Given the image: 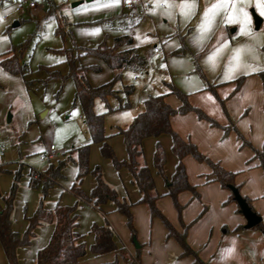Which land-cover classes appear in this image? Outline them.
<instances>
[{
    "label": "rangeland",
    "instance_id": "rangeland-1",
    "mask_svg": "<svg viewBox=\"0 0 264 264\" xmlns=\"http://www.w3.org/2000/svg\"><path fill=\"white\" fill-rule=\"evenodd\" d=\"M50 1L60 5L62 15L70 23L71 38L62 40L56 35V22L53 15L47 14L46 0H0V55L23 45L22 61L28 69L24 77H15L0 68V146L4 149L0 164L9 172L0 175V186L9 180L5 186L8 192L13 173L21 168L12 211V217L18 215L21 224L24 208L32 211L39 202V190L27 185V172L47 167L40 151L51 144L60 155L89 143L81 109L73 104L74 86L66 78L67 66L60 52L71 47L72 41L80 48L95 47L103 40L105 45L112 46L114 38L130 35L146 62L144 72L124 71L114 85L115 90L122 86L134 88L127 98L126 110L108 111L125 101L121 95V101L116 97H109L106 103L94 100V113H104L107 136L115 126L123 124L127 115L134 117L143 111L146 96L166 94V84L186 94L200 85L208 88L206 76H215L217 83L238 79L240 75L234 69L238 50L250 54L249 59L246 56L249 72L255 70V64L264 68V15L255 1L253 7H241L237 0H71L64 4L60 0ZM130 1L132 6L127 4ZM74 2L79 4L72 7ZM252 12L262 20L257 30ZM100 19L106 20L92 23ZM182 47H186L183 53ZM154 48L159 50L158 55L153 53ZM194 59L202 76L195 69ZM53 71L60 77L47 79ZM98 80L106 81L101 76ZM208 92L224 112V101L222 107L218 95L214 96L210 89ZM229 119L235 122L232 117ZM96 147L97 160L101 158ZM90 159L94 162L93 155ZM95 165L99 164L90 166ZM66 169L64 179L49 191L44 206L61 195V201L71 196L68 189L74 183L75 169L71 165ZM0 264H7L1 248Z\"/></svg>",
    "mask_w": 264,
    "mask_h": 264
},
{
    "label": "crops",
    "instance_id": "crops-1",
    "mask_svg": "<svg viewBox=\"0 0 264 264\" xmlns=\"http://www.w3.org/2000/svg\"><path fill=\"white\" fill-rule=\"evenodd\" d=\"M46 1L49 3V0ZM254 1L237 0V4L241 7H248L249 5L253 7ZM131 3L132 1L127 4L132 6ZM249 55L247 52L238 50L237 67L234 68L238 71L237 75H240L238 79L217 83L215 76L208 77L205 75L208 88L200 85L194 92H185L189 104L211 118L217 124L216 127H211L206 121L199 120L193 112L173 115L169 118V123L172 130L184 141L191 142L210 161L218 163L224 170L235 174L234 183L238 187L239 194L248 199L250 206L260 217L264 228V173L259 160L254 158L253 152V150H261L264 143V68L262 69V66L257 67L255 64L253 65L255 70L249 72L251 69H248L249 63H246ZM81 63L85 66L99 65L101 67L100 73L89 72L87 74L88 81L92 86L96 87L111 80L112 72L97 59L86 56L81 59ZM202 67L204 71L205 66ZM99 76L106 81L98 80ZM210 87L214 88L219 100L224 101V112L208 92ZM164 101L173 109L180 106V101L174 95H166ZM122 110L115 111L120 112ZM134 117L130 114L127 115L121 126L114 127V132L117 129L127 128ZM230 117L235 122L232 123ZM223 128L228 129L226 134ZM114 132L109 135L107 142L116 159L124 161L127 159V154L122 137L115 135ZM237 133L247 144H243L237 138ZM157 143L163 147L166 155L163 169L165 178L159 176L153 167V153ZM96 145L101 158L97 160ZM171 146V139L167 135L144 139L142 142L143 162L153 177L155 191L158 195L155 202L156 208L177 234H182L185 229L184 226L186 227L185 242L195 254L182 255L180 245L174 237L168 236L167 229L161 221L151 217L147 206L139 203L141 195L131 183V177L127 170H115L111 163V165L107 163L108 160L102 158L99 145L94 144L89 152V167L90 169L101 167L103 181L116 191L119 198L132 203L130 213L134 232L131 233L126 225L125 217L116 212L112 203L104 204L98 210L78 199L70 190L73 184L71 183V187L68 189L71 196H66L61 201V195L58 200L54 203L51 202L52 204L50 203L44 208L51 210L56 205L77 206L76 230L83 236L82 240L86 248L85 255L79 259L77 264H199L198 261L201 264H264V236L261 231L245 227V219L238 212L236 203L229 201L230 191L222 188L218 182L206 183L205 176L210 173L209 166L204 162H197L190 156H185L182 163L187 182L196 189L198 198L193 197L190 191L179 192L176 201L178 205L182 206V209L180 216L178 215L171 198L167 196L166 180L172 177L177 164V158L173 154ZM46 150H41L40 154L42 160L48 165L56 164L64 154L62 152L57 155L53 150V156L49 160H45L43 154ZM2 152L0 151V153ZM91 155H93L94 162L90 159ZM93 163L100 166L91 167L90 165ZM70 165L75 169V180L77 169L72 164L68 166ZM0 168L9 173L2 164H0ZM66 170L68 169L65 167L62 172L63 178L55 186L60 185ZM7 184L9 185V180L3 181V186H0L1 194L7 193L5 187ZM94 186V178L87 175L81 181L80 190L83 194L89 195ZM35 209L27 212L24 208L22 224L18 223L20 220L18 215L15 216V219L13 216L12 230L23 233L27 225L26 218L33 215ZM105 224L113 231V241L118 249L123 250L122 255L115 253L94 255L90 252V247L94 243L90 228L93 225L103 226ZM53 230V224L39 226L35 230V237L31 245L17 250L18 263L34 264L36 253L47 245Z\"/></svg>",
    "mask_w": 264,
    "mask_h": 264
},
{
    "label": "trees",
    "instance_id": "trees-1",
    "mask_svg": "<svg viewBox=\"0 0 264 264\" xmlns=\"http://www.w3.org/2000/svg\"><path fill=\"white\" fill-rule=\"evenodd\" d=\"M48 15H53L56 22V35L62 40L67 37L71 38L72 32L69 30L70 23L60 11V5L49 0ZM106 19H100L92 23L104 22ZM24 46L20 45L10 50L7 54L0 55V68L13 76L24 77L28 71L27 65L22 61V52ZM81 50V52H80ZM186 50L182 47V53ZM64 55L63 63L67 66L66 78H69L74 86L73 104H77L82 112L83 123L89 136V143L65 152L56 164H49L47 169L39 172L30 170L28 172V187L39 190L40 198L36 209L30 217L26 218V229L23 233H17L12 230V211L13 203L21 177V168L13 173V180L9 191L5 194L0 193V247L7 264H18L17 250L27 248L31 245L35 237V230L45 224H53L54 230L47 245L36 253L34 264H77L80 258L86 253L83 236L80 235L77 228L76 214L77 206H60L56 205L51 210L44 208L43 202L48 197L49 191L55 184L63 178V170L69 164L77 169L71 192L80 200L90 204L94 208L100 210V207L107 203L115 206L117 213L126 219V225L134 232L132 227V217L130 208L132 203L119 198L116 191L107 185L103 179L99 167L90 169L89 167V146L98 144L102 158L110 161L115 170L126 169L131 177V183L139 191L141 198L139 203L145 204L149 210L151 217L158 218L165 226L169 237H174L182 249V255L193 254L194 252L185 242V229L182 234H177L170 226L168 221L156 208L155 202L158 195L155 191L154 181L149 168L143 162L142 142L146 138H157L161 135L170 137L172 146L171 150L177 158L174 173L167 182V196H169L180 216L182 206L177 204L176 196L179 192L190 191L193 197L198 198L196 189L187 182L185 168L182 160L185 156H190L197 162H204L210 168V173L205 176V182H218L222 188L230 191L229 201H233L234 197L231 189L234 188L238 192V187L234 183L235 174L224 170L218 163H213L203 154H201L195 145L189 141H184L177 133H175L169 123V118L173 115H184L193 112L199 120L206 121L210 126L217 124L207 117L199 109L192 107L187 99V95L176 89L170 84H166L168 92L166 94L148 95L143 100V111L136 115L130 125L125 129H117L114 134L121 136L127 159L119 161L116 159L111 146L107 140L109 136L104 130V113L96 114L93 111V102L100 99L107 102L109 97H116L121 101V96L125 99L120 102L117 108H109L108 111L122 110L127 108L128 100L134 91L133 86H122L120 90H115L114 85L121 80L124 71L133 73H142L146 70V62L133 46L130 35H122L114 38L113 45L107 46L104 40L93 48H80L72 41L71 47L61 49ZM93 57L112 72L110 81L99 85L92 86L87 78L89 72L100 73L99 65L85 66L81 63L83 57ZM195 69L200 73L197 61H194ZM201 75V73H200ZM59 73L53 71L48 73L47 79L59 78ZM214 96H216L214 88H209ZM174 95L179 101L180 106L176 109L171 108L165 101L166 95ZM121 95V96H120ZM223 107L222 101H220ZM225 134L228 129L224 128ZM237 138L243 144H247L239 133ZM254 158L259 160L260 167L264 173V143L261 150H253ZM166 155L163 147L157 143L153 153V167L156 173L165 178L164 165ZM7 173L0 168V174ZM90 175L95 180V186L89 195H85L80 190V184L83 178ZM250 209L254 212L249 204L248 199L242 197ZM238 207V206H237ZM238 212L239 208H237ZM255 213V212H254ZM257 215V213H255ZM253 228L259 229L264 236V228L261 221ZM90 233L94 237V243L90 247V252L94 255H105L110 253L123 254V250L117 248L113 241V231L105 224L103 226L93 225ZM195 254V253H194ZM198 261V260H197ZM201 264L200 261H198Z\"/></svg>",
    "mask_w": 264,
    "mask_h": 264
},
{
    "label": "water",
    "instance_id": "water-1",
    "mask_svg": "<svg viewBox=\"0 0 264 264\" xmlns=\"http://www.w3.org/2000/svg\"><path fill=\"white\" fill-rule=\"evenodd\" d=\"M87 2L90 0H86ZM79 4V2H74L71 4L72 7H75ZM252 17H253V25L254 28L257 30L261 24V18L259 16H257L256 14H254L252 12ZM10 119L8 118V121ZM231 192L233 194L234 200L239 208V211L241 213V215L243 216V218L245 219V227L250 229L253 228L254 226H256L260 221V217L258 215H256L251 209L250 207L247 205V203L245 202V200L241 197V195L239 194V192L232 188Z\"/></svg>",
    "mask_w": 264,
    "mask_h": 264
},
{
    "label": "built area",
    "instance_id": "built-area-1",
    "mask_svg": "<svg viewBox=\"0 0 264 264\" xmlns=\"http://www.w3.org/2000/svg\"><path fill=\"white\" fill-rule=\"evenodd\" d=\"M69 1H71V0H60L61 4L67 3ZM131 5H132V3H131ZM160 6L163 7L162 4ZM30 7H32V5H30ZM153 53L156 54V55H158L159 54V50L156 49V48H154L153 49ZM53 150H54L53 146L50 145L49 148L44 152L43 159L49 160L53 156V154H54L53 153ZM0 151L1 152L3 151V147L0 148Z\"/></svg>",
    "mask_w": 264,
    "mask_h": 264
},
{
    "label": "snow or ice",
    "instance_id": "snow-or-ice-1",
    "mask_svg": "<svg viewBox=\"0 0 264 264\" xmlns=\"http://www.w3.org/2000/svg\"><path fill=\"white\" fill-rule=\"evenodd\" d=\"M255 6L260 10L261 14L264 15V0H255ZM245 17H247V13H245Z\"/></svg>",
    "mask_w": 264,
    "mask_h": 264
}]
</instances>
